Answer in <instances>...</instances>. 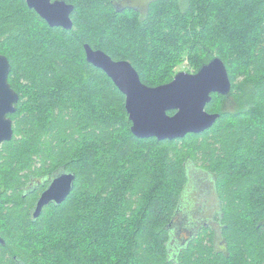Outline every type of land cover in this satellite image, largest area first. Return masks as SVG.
I'll return each mask as SVG.
<instances>
[{"label": "trees", "instance_id": "trees-1", "mask_svg": "<svg viewBox=\"0 0 264 264\" xmlns=\"http://www.w3.org/2000/svg\"><path fill=\"white\" fill-rule=\"evenodd\" d=\"M65 1L70 30L25 0H0V55L19 95L13 137L0 145V264H264V0H151L144 15L129 0ZM189 22L194 37L179 41ZM209 40L218 52L197 59ZM85 43L128 60L149 86L169 82L185 50L187 71L218 56L231 90L207 103L219 113L210 128L138 138L124 95L86 61ZM243 48L251 77L234 82L231 59ZM191 162L216 193L199 224L183 207ZM61 169L75 174L72 191L33 218Z\"/></svg>", "mask_w": 264, "mask_h": 264}, {"label": "water", "instance_id": "water-1", "mask_svg": "<svg viewBox=\"0 0 264 264\" xmlns=\"http://www.w3.org/2000/svg\"><path fill=\"white\" fill-rule=\"evenodd\" d=\"M27 6L50 26L70 30L74 5L65 0H25ZM86 61L100 68L112 80L125 97V110L131 122L130 130L138 138L154 137L157 140L177 139L187 133H200L210 128L219 113L207 112L205 107L212 94L227 96L231 81L224 62L213 57L192 73L178 71L167 83L149 86L143 83L139 73L128 60H114L100 49L84 44ZM112 66L124 71L113 74ZM11 65L5 55H0V144L13 137V121L7 118L17 111L18 93L8 82ZM172 111V114L168 112ZM73 172L57 170L49 184L42 190L31 210L33 218L50 204H60L72 191ZM5 241L0 236V245Z\"/></svg>", "mask_w": 264, "mask_h": 264}, {"label": "rangeland", "instance_id": "rangeland-1", "mask_svg": "<svg viewBox=\"0 0 264 264\" xmlns=\"http://www.w3.org/2000/svg\"><path fill=\"white\" fill-rule=\"evenodd\" d=\"M125 1V0H124ZM151 0H129V6L137 9L142 15H144V13H146L147 11V6L148 3ZM181 2H184V0H180ZM254 22H257L256 20ZM252 26V25H251ZM259 23L257 22L255 28L259 29ZM185 27L187 28L188 32H184V30H182V34L180 35L179 41L182 42H186L189 39V37L192 35V37H194V35L192 34V28H191V23H186ZM179 29V27H177ZM189 28L191 30H189ZM249 32H247L246 34H254L252 32H250V28L248 29ZM254 30V28H253ZM190 33V34H188ZM252 35H249L248 39V43L245 44V46H250L251 45V41H252ZM254 39V38H253ZM201 46V44H200ZM243 46V47H245ZM248 48V47H245ZM223 50H226V52L228 50H233L232 48H222ZM249 49V48H248ZM195 51V50H194ZM218 52L217 47L213 46V43L209 40L208 44H204L199 50H196V58L200 59L202 58V56L204 55L205 52L209 53V52ZM226 56V55H225ZM248 56H249V51L245 50L244 48L240 50V55H234L233 58L231 59V65L233 67V70L235 71V81L234 82H239L240 80L244 79L245 77H251L248 74H243L244 72H246L244 70L245 67V63L248 61ZM183 59L186 58V60H182V63L176 67H174V73L172 74V79L174 77V75L178 72V71H185V72H195V71H187L186 68L188 67V55H187V51L185 50L182 54ZM218 57V56H216ZM227 58V57H226ZM150 67V66H148ZM146 67V68H148ZM191 66L188 67L189 70H191L192 68H190ZM244 70V71H243ZM247 77V78H248ZM253 78V77H252ZM171 79V80H172ZM170 80V81H171ZM167 83V82H166ZM198 167H200V164L195 162H191L188 164V175L190 178L189 183L186 186V190L184 193V210H189V217H193L194 219H196V221H199V223H202L201 221L203 220H207V218L210 217V205L212 204L214 206V202H215V195L216 193L213 190L212 187V183L210 182V175L206 174L205 172H203V170L199 169ZM207 176V177H206ZM209 176V177H208ZM202 179V180H201ZM207 179V180H206ZM193 180V181H192ZM196 181L198 184H196V186L198 187L197 190H194V188L192 187V189H190V183ZM218 242V241H217Z\"/></svg>", "mask_w": 264, "mask_h": 264}, {"label": "snow or ice", "instance_id": "snow-or-ice-1", "mask_svg": "<svg viewBox=\"0 0 264 264\" xmlns=\"http://www.w3.org/2000/svg\"><path fill=\"white\" fill-rule=\"evenodd\" d=\"M109 71L112 72L113 74H119L122 73L124 69H122L119 66H112L111 68H109Z\"/></svg>", "mask_w": 264, "mask_h": 264}, {"label": "flooded vegetation", "instance_id": "flooded-vegetation-1", "mask_svg": "<svg viewBox=\"0 0 264 264\" xmlns=\"http://www.w3.org/2000/svg\"><path fill=\"white\" fill-rule=\"evenodd\" d=\"M7 118H10V115H7ZM1 144H2V143H1ZM1 144H0V145H1ZM50 180H51V179H50ZM49 182H50V181H49ZM45 188H46V187H45ZM193 188H194V190H196L195 187H193ZM182 223H183V226H182L183 229H186L188 224L185 223V222H182ZM4 244H5V243H4Z\"/></svg>", "mask_w": 264, "mask_h": 264}]
</instances>
